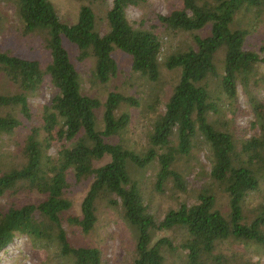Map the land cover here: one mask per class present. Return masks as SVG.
I'll list each match as a JSON object with an SVG mask.
<instances>
[{"label":"trees","instance_id":"obj_1","mask_svg":"<svg viewBox=\"0 0 264 264\" xmlns=\"http://www.w3.org/2000/svg\"><path fill=\"white\" fill-rule=\"evenodd\" d=\"M14 1L19 30L48 56L0 51V73L13 87L0 94V135L25 132L14 138L15 163L0 170V198L7 199L0 202V252L20 233L30 238L36 264H109L101 230L115 222L133 238L129 264H262L255 257L264 254V198L251 200L264 189V101L256 92L264 87V43L248 47L241 15L260 18L264 0H175L166 14L150 0H79L74 22L63 21L51 0ZM131 5L142 9L137 20L128 17ZM179 33L193 35V43L164 56L165 38ZM115 51L152 81L163 68L179 70L142 152L109 140L130 122L127 112L118 114L120 104L138 101L118 91L104 101L83 92L84 72L102 84L117 75ZM44 85L50 99L31 107L29 96ZM238 85L259 129L250 137L236 124L248 112L239 107ZM202 149L209 181L191 187L187 175ZM150 167L156 191L170 189L178 203L162 218L132 177ZM80 192V213L73 214Z\"/></svg>","mask_w":264,"mask_h":264},{"label":"rangeland","instance_id":"obj_2","mask_svg":"<svg viewBox=\"0 0 264 264\" xmlns=\"http://www.w3.org/2000/svg\"><path fill=\"white\" fill-rule=\"evenodd\" d=\"M65 22H74L79 16L80 1L79 0H51ZM175 0H150L152 7L159 13L166 14L170 10V6ZM177 3L179 0H176ZM175 1V2H176ZM111 4V1L109 2ZM99 17L103 16V9L97 10ZM128 17L131 20H137L142 14V9L131 5L127 9ZM244 25L249 29L248 39L250 45L256 50H260V46L264 43V14L260 18H255L252 13L241 15ZM21 20L18 14L17 4L14 0H0V51L10 50L17 52L23 56L34 57L37 55L48 56L41 43L35 42L33 35L25 37L19 30ZM101 32L106 30L105 22L100 25ZM201 35L209 33V28L203 31H198ZM164 56L181 48H185L188 44L193 43V35L187 33H179L165 38ZM64 44L68 46L74 57L75 47L64 40ZM120 69L115 77L108 83H92L87 79L85 72L82 75L83 92L98 96L102 101L105 100L110 91H118L126 96L135 98L138 102L133 104L130 102L121 103L118 107V114L127 112L130 115V122L126 128L120 133L112 137L111 141L121 142L125 146L137 152H142L148 146V134L153 129L155 119L165 111V101L168 99L175 79L179 74V70L172 71L163 68L160 79L152 81L148 77L141 75L132 70L129 58L121 51H115ZM260 69L264 72V64L260 65ZM13 87L8 85L3 74L0 73V94L8 92ZM257 95L264 101V87L259 88ZM52 88L44 85L37 94L29 96L28 100L33 108L45 104L51 96ZM238 104L240 109H246L248 112L240 113L237 117L236 124L238 130H248L244 134L245 137L258 133V128L252 127V122L255 120L253 112L249 109L247 97L243 93L241 85H238ZM98 128H103L102 108L97 110ZM25 132L17 131L13 135L3 133L0 135V170L5 166L15 163L16 157L13 158V153L16 149L14 138H22ZM55 153V149L51 150ZM197 154V153H196ZM200 164H197L195 169L191 171L187 178L193 183V186L201 185L205 181H209V172L211 169L210 161L207 157L208 152L202 149L198 153ZM196 161H194L195 163ZM147 170V171H146ZM145 171L132 173V177L138 178L142 183V190L145 197L149 200L152 210H155L157 217L162 218L169 206H177V202L173 201L169 192L166 190L164 194H160L154 187L153 174L154 168L150 167ZM138 176V177H137ZM178 195L185 196L183 192L176 191ZM251 202L255 205L264 198V189L256 191ZM152 197H151V196ZM83 197V192L77 194V199L74 201L73 207L70 210L73 214L80 213V202ZM152 198V199H149ZM6 198H0V202H6ZM192 202L193 198L190 197ZM221 202L219 201V204ZM105 237L106 251L104 257L109 264H129L133 251L129 248V242L132 243L133 238L130 233L127 234V228L123 223L110 222L101 230ZM180 239V237L178 238ZM261 260L264 264V254L256 256L255 260ZM39 260L37 252L30 241V238L24 234L16 233L12 242L0 252V264H36Z\"/></svg>","mask_w":264,"mask_h":264}]
</instances>
